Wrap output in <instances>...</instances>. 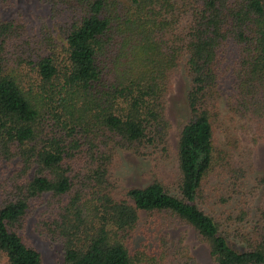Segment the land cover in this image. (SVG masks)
I'll return each mask as SVG.
<instances>
[{
  "label": "trees",
  "instance_id": "trees-1",
  "mask_svg": "<svg viewBox=\"0 0 264 264\" xmlns=\"http://www.w3.org/2000/svg\"><path fill=\"white\" fill-rule=\"evenodd\" d=\"M58 1L72 12L63 53L41 55L33 76L4 69L12 23L0 18V163L18 165L0 200L4 264H41L18 229L43 196L63 264H167L162 243L132 244L140 210L190 225L215 264H264V172L250 170V144L264 140V0ZM180 68L189 118L175 183L155 177L115 197L119 149L167 154Z\"/></svg>",
  "mask_w": 264,
  "mask_h": 264
},
{
  "label": "rangeland",
  "instance_id": "rangeland-1",
  "mask_svg": "<svg viewBox=\"0 0 264 264\" xmlns=\"http://www.w3.org/2000/svg\"><path fill=\"white\" fill-rule=\"evenodd\" d=\"M71 13L58 0H0V18L12 23L2 51L4 69L33 76V63L41 55L47 52L62 54L65 28L72 18ZM170 79L171 89L166 96V116L170 122L168 152L161 158H151L129 149H119L109 169L115 197H122L127 187L143 185L155 177L168 185L176 181L175 144L182 124L189 118L185 101L189 81L181 68L174 70ZM250 145V170L263 173L264 140ZM17 171L16 161L0 163V200L2 192L10 190L15 182ZM43 200L44 196L30 201L18 231L39 252L41 264H63L61 242L43 230L42 219L50 217V214H44ZM142 240L154 251H158L162 243L171 259L167 264H184L186 259H192L195 264H215L208 255L206 243L196 231L165 213L139 211L132 244ZM4 261L5 257L0 253V264Z\"/></svg>",
  "mask_w": 264,
  "mask_h": 264
}]
</instances>
